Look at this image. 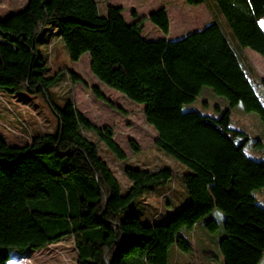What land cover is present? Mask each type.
<instances>
[{"label": "trees", "instance_id": "trees-1", "mask_svg": "<svg viewBox=\"0 0 264 264\" xmlns=\"http://www.w3.org/2000/svg\"><path fill=\"white\" fill-rule=\"evenodd\" d=\"M185 2L214 3L223 19L213 16L202 30L168 40L142 34L147 19L169 33L165 6L128 22L122 6L109 4L101 12L96 0H27L22 10L0 17V90L42 94L58 122L54 133L32 134L24 145L0 137V264H8L13 251L44 248L66 237L73 239L77 264H169L173 245L193 250L182 229L202 223L213 232L219 228V211L226 217L220 240L224 264H260L264 205L254 191L264 187V156L246 151L249 135L234 126L231 111L242 104L264 123V78L254 79L241 53L250 48L264 57V0ZM132 16L137 18V12ZM49 24L44 38L49 51L61 41L71 61L89 55L93 75L144 105L156 144L188 167L182 179L190 200L169 222L144 224L126 211L146 189L175 179L177 171L127 166L130 185L123 193L87 134L97 133L125 159L113 130L94 125L74 100L60 107L51 97L59 73L50 56L39 55L37 45ZM205 88L225 97L229 108L216 106L217 116L184 110L207 96ZM92 91L125 112L99 87ZM254 146L264 150L261 139Z\"/></svg>", "mask_w": 264, "mask_h": 264}, {"label": "rangeland", "instance_id": "rangeland-1", "mask_svg": "<svg viewBox=\"0 0 264 264\" xmlns=\"http://www.w3.org/2000/svg\"><path fill=\"white\" fill-rule=\"evenodd\" d=\"M27 0H0V17L5 19L14 12L24 8ZM100 11L105 10L104 0H96ZM136 1V0H135ZM144 3L146 12H153L165 6L170 19V33L164 34L160 29L151 25L147 19L143 22V35L150 39L159 37H180L196 30H202L212 18L203 17L196 9L198 6L187 4L185 0H139ZM135 10V4H131ZM202 8L205 7L202 5ZM207 13V11L205 10ZM126 17L130 19L129 9ZM264 28V18L261 21ZM52 25L42 29L38 40L39 55L51 59L54 71L59 73L58 82L50 89V95L60 107H64L67 99H72L78 109L96 126L109 127L113 130V140L123 150L125 159L118 158L106 146L103 139L95 132L87 134L98 144L101 153L114 171L121 183L124 193L130 185V180L124 173L125 167H139L155 170L161 167H172L177 171V177L167 183L154 185L146 191L128 208L126 215H137L144 224L166 223L171 220L190 200L182 176L188 172V167L177 158L165 152L156 144L157 132L145 117L143 106L133 103L123 94L108 87L98 80L90 69V57L84 54L79 61H71L63 44L58 42L51 52L45 41V36ZM242 58L254 79L264 78V57L250 48L242 52ZM77 76L73 79L68 71ZM56 72V73H57ZM50 75V74H49ZM99 87L115 105L125 112L112 108L105 101L97 98L92 87ZM260 89V88H259ZM191 104L185 105L184 110H199L206 114L217 116L216 106L229 108L228 100L216 95L205 88L203 94ZM207 102V106L204 101ZM233 124L237 128H244L249 135L246 151L255 158L264 156V150L255 147L257 139L264 142V123L255 111H246L242 104L232 108ZM57 117L48 106L40 93L28 91L10 94L0 90V137L11 145H24L32 136L45 132L54 133L57 129ZM133 140L138 148L131 144ZM264 205V187L254 191ZM225 214L218 212L216 220L219 228L213 232L200 223L192 230L184 228L181 233L193 244V250L186 252L175 245L170 248L169 264H224L220 250V240L225 232ZM8 264H77V250L73 239L66 237L59 242L39 249L13 251ZM260 264H264V257Z\"/></svg>", "mask_w": 264, "mask_h": 264}, {"label": "crops", "instance_id": "crops-1", "mask_svg": "<svg viewBox=\"0 0 264 264\" xmlns=\"http://www.w3.org/2000/svg\"><path fill=\"white\" fill-rule=\"evenodd\" d=\"M138 1L139 0H136V1L135 0H104V3H105L106 6L109 5V4L110 5H115V6H122L123 7V15L125 16L126 20L128 22H133L136 19L141 18V17H149V15L151 13V12H149V14L147 16V14H145L147 12H146L144 3H140ZM131 4H135V7L137 6L135 10L131 9V6H130ZM202 5L205 7V9L202 8ZM105 9H106V7H105ZM128 9H129V14H130V19H128L126 17V13H127ZM196 9H198L202 13V16L203 17H205V18L206 17L212 18V21H213V16L214 17H218L219 19H223V15L220 13V11L218 10L217 6L214 3H211L210 7H207L205 4H200L199 7H196ZM205 10L207 11V13L205 12ZM134 11L137 12V14H138V17L137 18H134L132 16V12H134ZM261 21H262V19L260 20V24H261ZM151 25L154 26V27H156L152 22H151ZM261 26H262V24H261ZM156 28H158V27H156ZM180 37H182V36H180ZM180 37H175V36H173V37H167V36H164V38H166L168 40L177 39V38H180ZM141 106H143V108H144V105H141Z\"/></svg>", "mask_w": 264, "mask_h": 264}]
</instances>
